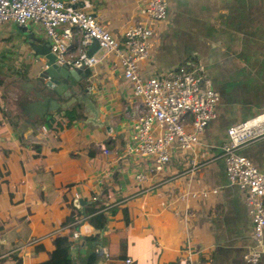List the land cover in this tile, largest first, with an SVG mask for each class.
<instances>
[{
  "label": "crops",
  "instance_id": "obj_1",
  "mask_svg": "<svg viewBox=\"0 0 264 264\" xmlns=\"http://www.w3.org/2000/svg\"><path fill=\"white\" fill-rule=\"evenodd\" d=\"M79 1L81 6L84 0ZM88 1L87 10L119 37L145 19L147 0ZM166 2V19L150 24V55L141 73L166 72L195 60L219 99L195 154L173 152L160 172L151 170L147 158L127 152L137 100L115 57L84 70L81 80L105 125L85 119L66 128L61 116L60 129L49 122L52 116L41 120L23 112L19 78L32 80L39 64L22 30L12 22L0 27V264H59L64 256L72 264H95L96 256L97 264L101 259L102 264L128 259L129 264H179L190 250L198 252L192 257L199 264H264V254L254 263L244 258L253 245L252 223L218 154L230 126L264 110V0ZM26 31L37 42L47 40L38 25ZM71 49L78 53L79 36ZM75 105L82 104L69 108ZM81 109L87 118L85 106ZM240 153L264 172V138ZM138 172L147 173L145 182H136ZM212 189L217 192L201 195ZM188 192L196 195L182 198ZM94 198L107 203V224L96 229L88 216L86 235L72 239L68 218ZM75 199L84 204L77 208ZM57 238L63 240L56 247ZM76 243L79 250L71 253Z\"/></svg>",
  "mask_w": 264,
  "mask_h": 264
},
{
  "label": "built area",
  "instance_id": "obj_2",
  "mask_svg": "<svg viewBox=\"0 0 264 264\" xmlns=\"http://www.w3.org/2000/svg\"><path fill=\"white\" fill-rule=\"evenodd\" d=\"M0 0V27L12 22L18 28L40 26L50 40L55 62L70 68L91 69L107 56L115 57L123 68V78L132 85L137 103L132 135L127 152L151 161L152 171L160 172L170 163L172 153L195 154L204 130L215 116L219 99L203 64L186 59L179 67L149 76L141 73V63L148 59L153 36L151 23L167 17L166 0H147L145 19L128 27L121 36L107 30L87 9L88 0ZM79 36V50L74 54L71 42ZM97 51L89 54L93 42ZM228 139L219 148L228 180L239 186L252 223V248L245 260L257 262L264 254V172L240 153V149L264 138V110L227 129ZM104 155L109 151L101 146ZM194 168L196 162L191 161ZM145 172L135 174L138 183L146 181ZM201 191L204 197L208 192ZM191 195H196L192 193ZM190 192L182 198H188ZM93 200H96L94 198ZM87 215L73 213L67 228L71 238L81 239L87 233ZM189 251L179 264H199ZM126 263L131 261L128 259Z\"/></svg>",
  "mask_w": 264,
  "mask_h": 264
},
{
  "label": "water",
  "instance_id": "obj_3",
  "mask_svg": "<svg viewBox=\"0 0 264 264\" xmlns=\"http://www.w3.org/2000/svg\"><path fill=\"white\" fill-rule=\"evenodd\" d=\"M23 32L26 31V27L19 28ZM27 45L30 46L32 53L34 54L35 63L39 64V72L32 80L29 77L19 78L23 85V94L20 99L23 103V112L32 117V114H37L38 117L43 120L50 116H55L58 112L67 110L72 103H81L85 106L89 116L86 121L104 126L105 123L98 119V111L95 103L91 99L87 92V88H84L83 79H86V73L84 69L70 68L68 66H60L55 62V54L51 52L50 40L46 41L27 38L25 39ZM98 48L97 43L94 41L89 49V54L93 53ZM69 96L70 100L66 102H60V98ZM109 130L110 127L106 126ZM74 204L77 208L84 204L83 199H75ZM79 250V245L76 243L71 249V253H75ZM102 257L103 252L98 253ZM98 262V257H95ZM75 260V257L72 258ZM87 259V255L84 256L83 261ZM103 263V259L99 264Z\"/></svg>",
  "mask_w": 264,
  "mask_h": 264
},
{
  "label": "trees",
  "instance_id": "obj_4",
  "mask_svg": "<svg viewBox=\"0 0 264 264\" xmlns=\"http://www.w3.org/2000/svg\"><path fill=\"white\" fill-rule=\"evenodd\" d=\"M81 108H82V105H77V106L75 105L63 111L62 117H66V124H65L66 128L73 125L75 121L86 119L85 114L82 112ZM58 126L60 129L62 128V124H58ZM106 206H107V203L105 202L104 204L100 205L98 203V200H92V205L88 206L85 209V211L81 213V215L89 216V219H88L89 223H91L94 228L101 230L108 222V218L103 214V210L105 209ZM62 240L60 238L56 239L55 241L56 247L62 243ZM66 247H67V243H66ZM50 263L51 261H49L47 264H50ZM59 264H72V261L70 262L69 260L68 262V258L64 256V257L59 258Z\"/></svg>",
  "mask_w": 264,
  "mask_h": 264
},
{
  "label": "rangeland",
  "instance_id": "obj_5",
  "mask_svg": "<svg viewBox=\"0 0 264 264\" xmlns=\"http://www.w3.org/2000/svg\"><path fill=\"white\" fill-rule=\"evenodd\" d=\"M24 34H25V36L27 38H30L31 37L30 36L31 33L27 32V31H25ZM62 114H63V111L62 112H59L56 116H53V118H51L49 120V122L53 123L54 125L63 124V120L66 122V117H64V118L62 117L63 118V120H62L61 119ZM65 122H64V124H65Z\"/></svg>",
  "mask_w": 264,
  "mask_h": 264
}]
</instances>
